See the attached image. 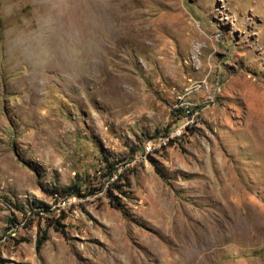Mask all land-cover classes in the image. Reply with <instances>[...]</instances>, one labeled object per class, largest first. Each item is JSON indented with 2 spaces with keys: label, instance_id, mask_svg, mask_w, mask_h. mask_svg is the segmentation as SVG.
<instances>
[{
  "label": "rangeland",
  "instance_id": "1",
  "mask_svg": "<svg viewBox=\"0 0 264 264\" xmlns=\"http://www.w3.org/2000/svg\"><path fill=\"white\" fill-rule=\"evenodd\" d=\"M0 235L7 264H264V0H0Z\"/></svg>",
  "mask_w": 264,
  "mask_h": 264
},
{
  "label": "bare ground",
  "instance_id": "2",
  "mask_svg": "<svg viewBox=\"0 0 264 264\" xmlns=\"http://www.w3.org/2000/svg\"><path fill=\"white\" fill-rule=\"evenodd\" d=\"M102 10L103 13L101 22L103 26H107L108 28L109 34L107 36H118L119 40L122 42L129 41L131 39L129 30L131 24L128 21L127 14L123 13V11L118 9V7L110 5H102Z\"/></svg>",
  "mask_w": 264,
  "mask_h": 264
},
{
  "label": "trees",
  "instance_id": "3",
  "mask_svg": "<svg viewBox=\"0 0 264 264\" xmlns=\"http://www.w3.org/2000/svg\"><path fill=\"white\" fill-rule=\"evenodd\" d=\"M103 159L107 160V157L103 155ZM149 160L150 162L154 165V159L149 156ZM109 173H108V176H112L113 174H116L117 173V169L116 167L114 166V164L112 163H109ZM117 175V174H116ZM119 175V174H118ZM110 185L114 186V188H119L118 185H115L113 182H110ZM63 195H66V196H69V195H79L81 196L82 193V189H81V184L77 181H75L73 184L69 185V186H66L64 188L61 189ZM121 192L122 194H124L125 192L124 191H119ZM109 200L110 202L113 203V206L116 207V208H120V202L117 201L118 200V197L117 196H114L112 195V192L109 191ZM115 200L117 201L115 203ZM32 203L33 204H38V202L32 200ZM39 206V205H37ZM22 208V206L20 207ZM55 229H57V227H55ZM1 235H0V242H1ZM47 239V235H46V230H43L42 232L38 233L37 236H36V239H35V252L37 255H39V252L41 250V247L44 243V241ZM7 259L2 257L1 255V250H0V264H7Z\"/></svg>",
  "mask_w": 264,
  "mask_h": 264
},
{
  "label": "built area",
  "instance_id": "4",
  "mask_svg": "<svg viewBox=\"0 0 264 264\" xmlns=\"http://www.w3.org/2000/svg\"><path fill=\"white\" fill-rule=\"evenodd\" d=\"M172 135H173L172 133L170 135L169 134L158 135L153 139H149L148 141H146V144L142 148L141 152L139 154H136L135 156L136 157L146 156L148 153L153 152L157 148V146L165 145L168 142V140L171 138L170 136Z\"/></svg>",
  "mask_w": 264,
  "mask_h": 264
}]
</instances>
